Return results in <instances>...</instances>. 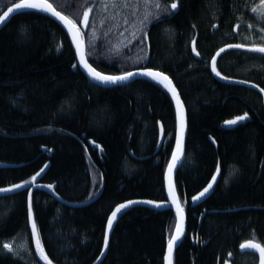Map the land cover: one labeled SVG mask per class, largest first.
I'll return each instance as SVG.
<instances>
[{
  "label": "trees",
  "instance_id": "1",
  "mask_svg": "<svg viewBox=\"0 0 264 264\" xmlns=\"http://www.w3.org/2000/svg\"><path fill=\"white\" fill-rule=\"evenodd\" d=\"M16 1L0 0V15ZM248 1L179 0L173 10V0H158L169 11L142 30L143 6L118 15L95 7L84 32L96 69L111 75L143 66L160 70L173 79L186 105V156L175 182L187 230L174 264H258V254L243 252L240 244L249 239L264 244L263 99L255 89L216 77L211 66L226 45L264 43L259 33L264 23ZM51 2L80 23L84 0ZM88 3L98 6L100 0ZM216 67L222 77L264 88L260 53L229 49ZM245 112L244 121L224 123ZM175 137V106L163 85L146 78L98 85L82 72L67 33L51 15L15 14L0 29V188L28 184L0 192V244L24 233L31 253L0 248V264H43L27 214L35 180L52 185L68 202L93 200L71 206L45 190L32 193L38 230L53 263L93 264L117 204L167 200L164 177ZM212 175H217L213 188L193 204ZM122 212L100 264H164L176 225L173 209L134 204Z\"/></svg>",
  "mask_w": 264,
  "mask_h": 264
},
{
  "label": "snow or ice",
  "instance_id": "2",
  "mask_svg": "<svg viewBox=\"0 0 264 264\" xmlns=\"http://www.w3.org/2000/svg\"><path fill=\"white\" fill-rule=\"evenodd\" d=\"M66 2V0H65ZM179 4V0H173L170 5V9H177ZM143 6L145 9L143 14V19L139 21L141 30L143 27L150 23L152 19H155L159 16L161 12L169 11V6H162L158 0H100L99 5L89 4L88 0H84V6L82 14L78 16L80 23H77V19L70 18L68 15H65L63 11L58 10V7L55 3L51 2V0H19L18 3H14L11 7H8L7 11L0 15V24L5 23L9 18L10 14L18 13L24 9H35L41 12H46L51 14V16L56 17L59 21L63 22L66 26L68 33L71 34V39L75 43L76 47V55L79 58V63L83 65V67L87 70L89 75H91L94 79L103 82V83H118L120 81H127L131 77L137 74H143L146 76L151 77L152 79L161 83L168 91L172 94L175 102H176V118L178 122V132L176 134V147L175 150L172 152L171 162L168 165L167 171V179H168V197L171 198V203L175 205L176 208V225H175V234L171 235L167 240V255L165 256V260L167 264H172V252L175 248L178 241H180L181 236L183 235L184 231V223H185V213L184 209L181 206L175 188L172 182V173L173 169L176 167L177 161L180 159L181 152L183 149V138H184V131L186 127L185 123V109L183 103L181 101L180 95L172 84L170 78L165 75L164 72L155 71L151 68H140L136 72L126 71L122 72L119 75H107L103 72L97 71L90 63H88V58L85 52V42H84V33L81 30L82 28L87 29L90 26V13L93 12L95 7H98L100 12H108L109 9L116 10V14L120 13V10L123 9H138L139 7ZM248 7V5H245ZM250 10L252 13L256 14L258 17L259 22L264 23V0H258V3L251 5ZM115 18V16H113ZM104 21L101 20V23ZM128 21L125 20V23ZM215 27V25L213 26ZM237 27H239L237 25ZM249 28H252L253 25L249 24ZM260 39L264 41V27L259 28ZM146 35V34H145ZM143 43V38L141 39ZM228 48H237V49H247L253 52H259L264 54V43L260 44H246V43H239V44H229L226 45ZM193 50H195L193 48ZM224 49L221 48L220 52H223ZM199 55V52H197ZM219 55V53H217ZM212 71L216 72L217 75L220 73L216 70V57L212 58ZM73 67H76L74 64ZM224 79H229V77L225 76ZM244 83H249L248 81H243ZM256 88L260 89L261 93H264V88H261L259 84L255 85ZM248 113L245 112L242 116H237L235 119L226 120L224 121L227 125H235L238 121H244L248 118ZM161 131L163 129L161 128ZM44 169L41 168L40 172H43ZM40 172L36 173V176L40 175ZM216 172H220L219 165H217ZM35 176L32 177L35 180ZM217 180V175H212L211 181L208 182L207 186L199 192L196 196H193V200H197L200 197H203L210 189L213 188V183ZM28 184V181H21L17 184H12L10 187L7 188H0V192H9L14 189H19ZM47 187L51 188L52 185H47ZM148 203L152 204L156 207H162L165 203H168V200L156 201V200H146V201H137V200H127L124 203L117 204L115 206V210L111 213V215L107 219V228L111 230L113 227V222L116 220L118 214H123L122 210L127 209L129 206L135 203ZM27 214L28 219L31 225V232L30 235L34 238L35 242V251L40 255V258L46 262V264H53V261L48 257L44 250V245L41 239V233L38 230L37 221L33 212V197L32 193L29 191L27 196ZM104 247H108V235L105 233L104 235ZM0 248L8 253H13L15 255H19V251L13 247L12 243L3 242L0 244ZM241 249H255L259 252V264H264V244L255 242L253 239L245 240L243 243L240 244Z\"/></svg>",
  "mask_w": 264,
  "mask_h": 264
},
{
  "label": "water",
  "instance_id": "3",
  "mask_svg": "<svg viewBox=\"0 0 264 264\" xmlns=\"http://www.w3.org/2000/svg\"><path fill=\"white\" fill-rule=\"evenodd\" d=\"M19 1H16V2H14V3H18ZM13 3V4H14ZM12 5V4H11ZM11 5L9 6V7H11ZM7 9H8V7L1 13V15H3V13L5 12V11H7ZM27 10H35V9H24V10H22V11H27ZM22 11H20V12H22ZM39 11V10H38ZM20 12H18V13H20ZM44 13H46V12H44ZM15 14H17V13H15ZM15 14H10L9 15V18L7 19V21L5 22V23H2V24H0V29H2L8 22H9V20L15 15ZM47 14H49V13H47ZM49 15H51V14H49ZM53 17V16H52ZM61 26H62V28L65 30V32L67 33V35H68V37H69V39H70V41H71V43H72V46H73V48H74V50H75V53H76V47H75V43L72 41V39H71V34L70 33H68V31H67V28H66V26L63 24V22H61V21H59L56 17H53ZM82 31H83V33L87 30V29H81ZM84 42H85V52H86V55H87V46H86V41H85V38H84ZM193 48L195 49L194 50V53H195V55L196 56H199V55H197V52H198V50L196 49V44L195 43H193ZM223 49H224V51L223 52H225V51H227V50H229V49H233V48H228V47H223ZM243 50H247V49H243ZM247 51H249V50H247ZM223 52H220V50H218L217 52H216V54L214 55L215 57H216V60H217V58L223 53ZM249 52H253V51H249ZM217 53H219V55H217ZM257 53H259V52H257ZM77 56V55H76ZM87 58H88V56H87ZM77 60H78V63H79V58H78V56H77ZM212 62V61H211ZM88 63H90L92 66H93V64L89 61V59H88ZM79 66H80V68H81V70H82V72L92 81V82H94V83H96V84H98V85H101V86H104V87H113V86H120V85H124V84H127V83H129V82H132V81H134V80H136V79H141V78H146V79H152L151 77H149V76H146V75H143V74H137V75H134L133 77H131L129 80H127V81H120V82H118V83H115V84H113V83H103V82H100V81H98V80H96V79H94L91 75H89V73L87 72V70L83 67V65H81L80 63H79ZM211 66H212V63H211ZM94 67V66H93ZM144 67H146V68H149V67H147V66H143V67H139V68H137V69H133V70H130L131 72H136L138 69H140V68H144ZM95 68V67H94ZM151 69H153V68H151ZM97 71H99L98 69H96ZM153 70H155V71H160V70H156V69H153ZM216 70H217V67H216ZM101 72V71H100ZM162 72V71H161ZM213 73H214V75L215 76H217L218 78H220V79H223V80H225V81H231V82H233V83H236V84H241V85H245V86H248V87H250V88H252V89H255L256 91H258L261 95H262V97H263V100H264V93H261L260 92V89L259 88H256L255 87V83H253V82H249V83H244L243 82V80H239V79H234V80H229V79H224L221 75H217L216 74V72H214L213 71ZM105 74H107V73H105ZM107 75H111V74H107ZM119 75V74H118ZM165 75H167L169 78H170V80L172 81V84L175 86V88L177 89V91H178V93H179V95H180V98H181V101H182V103H183V106H184V109H185V123H186V127H185V131H184V138H183V149H182V152H181V156H180V159L177 161V163H176V167L173 169V173H172V182H173V186H174V188H175V191H176V194H177V198H178V200H179V202H180V204H181V206H182V203H181V200H180V197H179V194H178V192H177V188H176V173H177V170H178V168L180 167V165L183 163V161H184V159H185V156H186V140H187V134H188V115H187V108H186V105H185V103H184V101H183V99H182V97H181V94H180V92H179V90H178V88H177V86L175 85V83H174V81H173V79L168 75V74H166L165 73ZM153 81H155V82H158V81H156V80H154V79H152ZM159 83V82H158ZM161 84V83H160ZM162 85V84H161ZM164 87V86H163ZM167 89V88H166ZM168 90V89H167ZM170 93V92H169ZM171 94V93H170ZM171 97H172V99H173V102H174V106H175V112H176V102H175V100H174V98H173V96H172V94H171ZM242 116V115H241ZM248 118H249V115H248ZM162 129H163V127H162ZM177 132H178V122H177V118H176V134H177ZM163 141H164V129H163V131H161V139H160V142H159V147H158V149L161 147V145H162V143H163ZM99 146V145H98ZM175 147H176V139H175V143H174V149H173V151L175 150ZM172 156V155H171ZM171 162V158H170V160H169V163ZM169 163H168V165H169ZM168 165H167V168H166V172H165V177H164V181H165V189H166V194H167V200H168V203H165L162 207H158V208H160V209H167V208H172L173 209V211H174V213L176 214V208H175V205H173L172 203H171V198L170 197H168V179H167V171H168ZM34 189H42V190H45V191H47V192H49L51 195H53L56 199H58V200H60L61 202H63V203H65V204H68V205H71V206H80V205H84V204H88V203H90L91 201H93V200H89V201H86V202H82V203H72V202H68V201H66V200H64V199H62L54 190H53V188L51 187V188H49V187H47V184H44V183H42V182H39L38 180H35V182L33 183V185L30 187V192L31 193H33V191H34ZM209 192V191H208ZM207 192V193H208ZM207 193L203 196V197H200L199 199H197V200H193V204H198V203H200L202 200H203V198L207 195ZM132 200H137V201H146V200H150V199H132ZM122 203H124V202H122ZM135 204H148V203H143V202H140V203H135ZM134 205V204H133ZM148 205H152V204H148ZM152 206H154V205H152ZM156 207V206H155ZM183 207V206H182ZM184 209V208H183ZM115 210V209H114ZM113 210V211H114ZM184 213H185V210H184ZM114 224H115V221L113 222V227H112V229L111 230H108V228L106 229V233H107V235H108V247L107 248H105L104 247V244H103V249H102V252H101V254L99 255V257L96 259V261L93 263V264H100L102 261H103V259L106 257V255H107V252H108V249H109V245H110V239H111V235H112V232H113V229H114ZM29 228H30V231H31V225H30V222H29ZM186 230H187V217H186V213H185V223H184V231H183V235L181 236V239H180V241H178L177 242V244H176V246H175V248L173 249V252H172V264H174V255H175V251H176V249H177V247L180 245V243H181V241L184 239V237H185V234H186ZM175 234V233H174ZM32 239H33V241H34V238L32 237ZM256 242V241H255ZM34 244H35V242H34ZM241 249V248H240ZM243 252H251V251H254V252H256L257 254H258V256H259V252H258V250H255V249H247V248H245V249H241ZM167 255V248H166V252H165V256ZM165 260V259H164ZM41 261L44 263V264H46V262L45 261H43L42 259H41ZM53 264H55V263H53ZM164 264H167V261L165 260V263ZM224 264H232L231 263V261H228V262H225ZM258 264H259V260H258Z\"/></svg>",
  "mask_w": 264,
  "mask_h": 264
},
{
  "label": "rangeland",
  "instance_id": "4",
  "mask_svg": "<svg viewBox=\"0 0 264 264\" xmlns=\"http://www.w3.org/2000/svg\"><path fill=\"white\" fill-rule=\"evenodd\" d=\"M257 2H258V0H249L248 5L249 4L254 5ZM5 242L12 243L13 247L16 248L20 254L21 253L22 254L23 253H31V248L29 246L30 244L27 241L26 235L24 233H20L19 235H17L15 238H13L11 240H5Z\"/></svg>",
  "mask_w": 264,
  "mask_h": 264
},
{
  "label": "bare ground",
  "instance_id": "5",
  "mask_svg": "<svg viewBox=\"0 0 264 264\" xmlns=\"http://www.w3.org/2000/svg\"><path fill=\"white\" fill-rule=\"evenodd\" d=\"M136 69H137V68H136ZM132 70H133V69H132ZM212 72H213V71H212ZM213 74H214V73H213ZM216 77H217V76H216ZM151 80H152V79H151ZM175 216H176V214H175ZM176 220H177V218H176ZM174 233H175V231H174ZM174 233H173V234H174ZM43 264H44V263H43Z\"/></svg>",
  "mask_w": 264,
  "mask_h": 264
},
{
  "label": "flooded vegetation",
  "instance_id": "6",
  "mask_svg": "<svg viewBox=\"0 0 264 264\" xmlns=\"http://www.w3.org/2000/svg\"><path fill=\"white\" fill-rule=\"evenodd\" d=\"M261 54V53H260ZM262 55H264V54H262ZM255 83V82H254ZM261 87V86H260ZM261 88H263V87H261ZM262 96V95H261ZM262 99H263V97H262ZM263 104H264V100H263Z\"/></svg>",
  "mask_w": 264,
  "mask_h": 264
}]
</instances>
